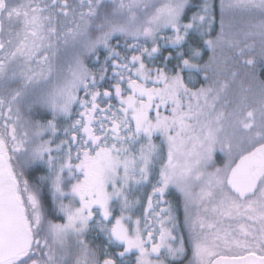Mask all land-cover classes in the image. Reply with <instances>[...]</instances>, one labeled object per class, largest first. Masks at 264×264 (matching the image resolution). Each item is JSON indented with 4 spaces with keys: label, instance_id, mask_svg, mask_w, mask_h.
Listing matches in <instances>:
<instances>
[{
    "label": "snow or ice",
    "instance_id": "snow-or-ice-1",
    "mask_svg": "<svg viewBox=\"0 0 264 264\" xmlns=\"http://www.w3.org/2000/svg\"><path fill=\"white\" fill-rule=\"evenodd\" d=\"M184 260L264 264V0H0V264Z\"/></svg>",
    "mask_w": 264,
    "mask_h": 264
},
{
    "label": "trees",
    "instance_id": "trees-1",
    "mask_svg": "<svg viewBox=\"0 0 264 264\" xmlns=\"http://www.w3.org/2000/svg\"><path fill=\"white\" fill-rule=\"evenodd\" d=\"M194 2H198V0H194ZM217 18H218V13H217ZM217 30H218V24H217ZM113 43H115V41H113ZM102 58H103V55L101 56V60H102ZM205 59H207V56L205 57ZM173 64H175V61H173ZM170 67H171V65H170ZM196 87H200V84L199 83L196 84ZM34 118L35 119L47 120V119H50L51 117H50V115L39 114V115H36ZM222 155L223 154L220 153L219 152V149L217 148L216 152L214 153V158H213L214 163L212 164V166H214L216 168V167H222L224 165L223 163L225 162L226 158L225 157L224 158H221ZM40 174L41 173H34V175H40ZM29 178H31V177H29ZM45 206L48 209V211L51 213V215H49L48 218L49 219L56 220L55 212L53 211V205H52L51 197L47 193L45 194ZM182 221H184V220L182 219ZM183 232H184L183 235H185V237H186V235H187L186 231L183 230ZM94 235L95 234H93V235H91V236L88 237V239H89L90 242L93 241V236ZM102 239H103L102 237L99 238V239H96L94 241V244H99ZM188 257L189 258L191 257V251L190 250L188 252ZM184 262H186V264H187V260H184Z\"/></svg>",
    "mask_w": 264,
    "mask_h": 264
},
{
    "label": "rangeland",
    "instance_id": "rangeland-1",
    "mask_svg": "<svg viewBox=\"0 0 264 264\" xmlns=\"http://www.w3.org/2000/svg\"><path fill=\"white\" fill-rule=\"evenodd\" d=\"M153 115H154V113H153ZM157 142H159V141H157ZM213 158H214V155H213ZM221 158H224V156L222 155ZM214 169H215V167L214 166H211L209 168V171H213ZM150 191H151V187L149 186L145 190V192L141 194V195H143V202H144L145 206L147 204V193L150 192ZM168 199L171 200L172 203H173V205L178 209V218H179L181 233L184 234V232H183V230H184L183 229V222L184 221H182V219L184 220L183 202L180 199L179 194H177V193H173V195L169 196ZM142 212H143V209H140V214H142ZM116 214L117 215L119 214L118 211H117ZM54 221H56V220H54ZM56 222H59V221H56ZM181 233H178V234H181ZM183 264H186V262H183Z\"/></svg>",
    "mask_w": 264,
    "mask_h": 264
}]
</instances>
